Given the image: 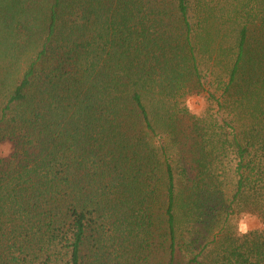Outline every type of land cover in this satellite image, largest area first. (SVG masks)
<instances>
[{
  "label": "trees",
  "instance_id": "1",
  "mask_svg": "<svg viewBox=\"0 0 264 264\" xmlns=\"http://www.w3.org/2000/svg\"><path fill=\"white\" fill-rule=\"evenodd\" d=\"M4 141L0 264H264V0H0Z\"/></svg>",
  "mask_w": 264,
  "mask_h": 264
},
{
  "label": "rangeland",
  "instance_id": "2",
  "mask_svg": "<svg viewBox=\"0 0 264 264\" xmlns=\"http://www.w3.org/2000/svg\"><path fill=\"white\" fill-rule=\"evenodd\" d=\"M15 70V68H12V72ZM185 104L190 110V112L195 113V114H200L204 108L207 106V101H206V95L205 93H201L198 95H191L186 98ZM11 150V144L8 141H4L0 144V154L1 156H6ZM240 218L239 216H234L232 217L230 224L233 225L235 229V222ZM249 229H254V228H263V223L261 222L260 218L256 215L253 214H248L245 217Z\"/></svg>",
  "mask_w": 264,
  "mask_h": 264
},
{
  "label": "clouds",
  "instance_id": "3",
  "mask_svg": "<svg viewBox=\"0 0 264 264\" xmlns=\"http://www.w3.org/2000/svg\"><path fill=\"white\" fill-rule=\"evenodd\" d=\"M247 213H241L240 218L235 222V232L238 237H243L248 234L249 226L245 219Z\"/></svg>",
  "mask_w": 264,
  "mask_h": 264
}]
</instances>
